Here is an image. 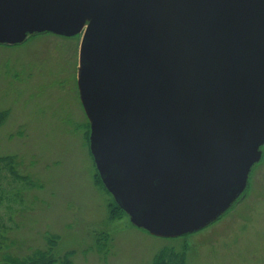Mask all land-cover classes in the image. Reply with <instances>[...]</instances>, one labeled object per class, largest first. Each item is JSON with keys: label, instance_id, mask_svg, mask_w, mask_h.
I'll list each match as a JSON object with an SVG mask.
<instances>
[{"label": "water", "instance_id": "obj_1", "mask_svg": "<svg viewBox=\"0 0 264 264\" xmlns=\"http://www.w3.org/2000/svg\"><path fill=\"white\" fill-rule=\"evenodd\" d=\"M82 31L79 98L115 203L161 237L217 219L264 144V0H0V44Z\"/></svg>", "mask_w": 264, "mask_h": 264}, {"label": "rangeland", "instance_id": "obj_2", "mask_svg": "<svg viewBox=\"0 0 264 264\" xmlns=\"http://www.w3.org/2000/svg\"><path fill=\"white\" fill-rule=\"evenodd\" d=\"M79 41L41 33L0 45V261L53 236L54 264H264V144L243 197L198 231L154 236L115 207L88 150Z\"/></svg>", "mask_w": 264, "mask_h": 264}, {"label": "trees", "instance_id": "obj_3", "mask_svg": "<svg viewBox=\"0 0 264 264\" xmlns=\"http://www.w3.org/2000/svg\"><path fill=\"white\" fill-rule=\"evenodd\" d=\"M2 114L3 113L0 112V117ZM115 207L122 212V210L118 208L116 204ZM55 244L56 238L53 236H49V239L46 240V245L48 246L47 249L35 250L32 252V254L23 258H17L15 256L6 254V258L3 261H0V264H54L56 262V259L52 256L51 249L55 246ZM157 256L158 257L156 258V260L160 258V254H158ZM63 264H70V261L68 259L66 260V257H64ZM154 264H161V262L156 263L155 261Z\"/></svg>", "mask_w": 264, "mask_h": 264}]
</instances>
